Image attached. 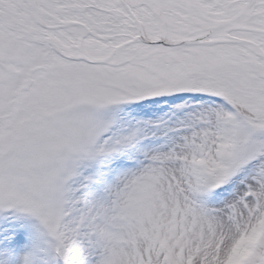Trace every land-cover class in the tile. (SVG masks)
Returning a JSON list of instances; mask_svg holds the SVG:
<instances>
[{
  "label": "snow or ice",
  "instance_id": "snow-or-ice-1",
  "mask_svg": "<svg viewBox=\"0 0 264 264\" xmlns=\"http://www.w3.org/2000/svg\"><path fill=\"white\" fill-rule=\"evenodd\" d=\"M0 264H264V0H0Z\"/></svg>",
  "mask_w": 264,
  "mask_h": 264
}]
</instances>
